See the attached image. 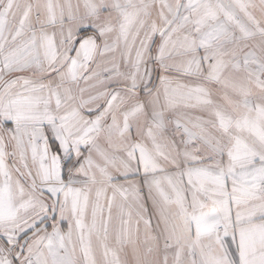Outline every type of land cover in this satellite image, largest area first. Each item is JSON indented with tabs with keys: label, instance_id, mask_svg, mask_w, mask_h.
Instances as JSON below:
<instances>
[{
	"label": "snow or ice",
	"instance_id": "6c2138e0",
	"mask_svg": "<svg viewBox=\"0 0 264 264\" xmlns=\"http://www.w3.org/2000/svg\"><path fill=\"white\" fill-rule=\"evenodd\" d=\"M0 264H264V0H0Z\"/></svg>",
	"mask_w": 264,
	"mask_h": 264
}]
</instances>
